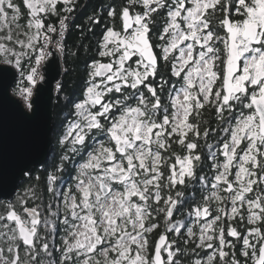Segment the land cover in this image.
Returning a JSON list of instances; mask_svg holds the SVG:
<instances>
[{
  "label": "snow or ice",
  "instance_id": "1",
  "mask_svg": "<svg viewBox=\"0 0 264 264\" xmlns=\"http://www.w3.org/2000/svg\"><path fill=\"white\" fill-rule=\"evenodd\" d=\"M77 5L0 0V72L28 110ZM88 19L103 33L43 184L16 193L44 146L0 124V264H264V0Z\"/></svg>",
  "mask_w": 264,
  "mask_h": 264
},
{
  "label": "water",
  "instance_id": "2",
  "mask_svg": "<svg viewBox=\"0 0 264 264\" xmlns=\"http://www.w3.org/2000/svg\"><path fill=\"white\" fill-rule=\"evenodd\" d=\"M58 57V59H57ZM48 64L50 68L44 69V79L37 85L32 99L33 108L29 112L26 106L12 94V89L18 77L12 74L0 72V124L7 126L9 132H16L30 138L35 143L43 145L33 155L29 165L31 172L35 167L42 166L51 157L54 143L52 134L54 131L55 103L57 98V85L62 83L64 77L63 63L55 54ZM25 176H15V191L18 193Z\"/></svg>",
  "mask_w": 264,
  "mask_h": 264
},
{
  "label": "trees",
  "instance_id": "3",
  "mask_svg": "<svg viewBox=\"0 0 264 264\" xmlns=\"http://www.w3.org/2000/svg\"><path fill=\"white\" fill-rule=\"evenodd\" d=\"M86 33H81L80 31H68L67 39H66V51L67 54L63 60L64 67L70 71L75 70V73L77 76L74 75L68 76L66 79L62 81L60 84V89H58L57 92V98L55 103V112L57 114V118L60 116H63V114L66 112L64 109V104L62 103V97L64 94L68 96V93L73 91V88H76V86L72 85V80L77 81V83L81 84L83 83L84 78L82 77L86 71L88 70V63L90 62V58L88 57L89 53H93L96 48V44L92 41L93 38L90 34V31H87ZM77 52V55L73 56L72 53ZM14 85L12 89V94L18 96V89L19 87H23L22 78L18 77L17 82ZM78 85V84H77ZM82 86V85H81ZM80 86V87H81ZM59 94V95H58ZM63 111L64 113L60 114L59 111ZM56 116V115H55ZM55 124V123H54ZM58 132V131H57ZM59 134L54 132L52 134V140L54 143V149L52 152V155L50 158H48V161L44 163L42 166L35 167L33 171L31 172V176H26L25 179L22 181L21 185H19L20 189L18 193L22 194V192L29 187V182L34 180L36 176L40 177V184H43L44 182V176H45V169L51 170L50 165H54L58 162V157L60 155L61 149L60 146L57 143ZM159 231V230H158ZM155 233L152 234L153 239H155Z\"/></svg>",
  "mask_w": 264,
  "mask_h": 264
},
{
  "label": "flooded vegetation",
  "instance_id": "4",
  "mask_svg": "<svg viewBox=\"0 0 264 264\" xmlns=\"http://www.w3.org/2000/svg\"><path fill=\"white\" fill-rule=\"evenodd\" d=\"M15 2L20 3V0H15ZM121 2V0H78V5H77V9L76 11L72 14L73 15V20L70 26V31H80L81 33H84V31L86 33H88V27H89V17L94 15L95 13H97L98 10H103L106 16V11L107 8L109 6V4H114V5H118ZM23 10V8H22ZM56 18H53V20H55ZM77 25H79V27H76ZM93 31H90V34L93 38V42L94 44H96V48L95 51L93 53H89L88 57L90 58L89 60L91 61L93 58H95L96 56V52H97V42L99 40V38L101 37L102 33H103V29H104V20H102L100 25H93ZM67 54V51L65 52L64 58ZM64 69V77L63 80L66 79L68 76L74 75L73 73H75V70H68V68L66 69L65 67H63ZM87 72L82 76L84 79L81 80L83 81V83H77L76 79L72 80V85L76 86V88H73L74 90L68 93V96H66L64 94V96L62 97V103L64 104L63 107H65L64 109L66 110V112L64 113L63 111H59V113L63 114V116H59L57 118V114L55 112V119L54 121V132L58 133L59 136L61 135L62 132V125L65 121V117L68 114V105L71 103V101L73 100H78L81 98L83 89L85 87V81L87 79ZM74 76H77V74L75 73ZM62 80V81H63ZM78 84V85H77ZM82 85V86H81ZM81 86V87H80ZM58 92V91H57ZM58 131V132H57Z\"/></svg>",
  "mask_w": 264,
  "mask_h": 264
},
{
  "label": "built area",
  "instance_id": "5",
  "mask_svg": "<svg viewBox=\"0 0 264 264\" xmlns=\"http://www.w3.org/2000/svg\"><path fill=\"white\" fill-rule=\"evenodd\" d=\"M68 34V33H67ZM58 54V56H60V58H61V60H62V63H63V60H64V55H60L59 53H57ZM63 67H64V64H63ZM43 68H45V66H42V68H41V73H42V75H43V73H44V69Z\"/></svg>",
  "mask_w": 264,
  "mask_h": 264
},
{
  "label": "rangeland",
  "instance_id": "6",
  "mask_svg": "<svg viewBox=\"0 0 264 264\" xmlns=\"http://www.w3.org/2000/svg\"><path fill=\"white\" fill-rule=\"evenodd\" d=\"M42 81V80H41ZM40 83V82H39ZM60 89V88H59ZM57 94V93H56ZM59 95V94H58ZM14 96H16V95H14ZM18 99H20L21 101H22V103L25 105V101L22 99V97H20L19 95L18 96H16ZM33 97H34V95H33ZM33 97H32V99H33ZM25 109H27V108H25ZM28 110V109H27ZM29 112H31L32 110H28Z\"/></svg>",
  "mask_w": 264,
  "mask_h": 264
}]
</instances>
